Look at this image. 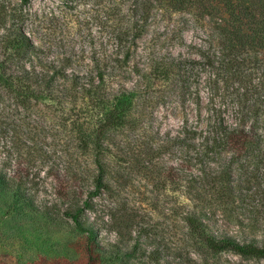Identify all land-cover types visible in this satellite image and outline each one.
Listing matches in <instances>:
<instances>
[{"label":"trees","instance_id":"trees-1","mask_svg":"<svg viewBox=\"0 0 264 264\" xmlns=\"http://www.w3.org/2000/svg\"><path fill=\"white\" fill-rule=\"evenodd\" d=\"M118 1L127 5L125 14L117 26H108L99 49L80 65L72 61L73 55L59 65L33 57L37 48L21 21L7 25L2 19L0 191L9 197L7 211L26 208L46 218L52 210L70 219L90 244L95 242V228L87 223L88 212L102 200L109 227L121 239L114 250L105 249L111 261L134 258L137 250L149 245L147 262L153 264H186L196 253L204 259L221 254L264 259V241H238L217 226L218 216L241 229L264 224V0ZM156 8L207 19L217 47L199 59L158 50L148 58V72L144 66H131L133 51ZM182 29H170L179 44ZM207 71L213 87L222 90L220 99L210 95L211 120L204 127L185 122L173 134L158 138L152 87L158 93L157 106L168 103L183 109ZM195 98L199 105L201 98ZM49 117L69 120L75 132L61 143L73 148L71 183L59 181L57 167L49 165L43 125ZM25 119L34 124L28 131L23 129L29 125ZM9 135L11 142L27 148L26 153L14 150V169V154L6 150ZM154 154L175 156L178 163H158ZM46 166L59 184L53 199L45 200L35 178ZM137 166L155 176L167 170L170 190L181 192L180 202L171 208L181 219L179 234L151 233L154 228L144 223L135 232L139 216L130 180ZM165 182L156 179L154 186L164 188ZM157 196L152 198L154 206ZM49 201L54 203L47 207ZM130 240L135 246L127 244Z\"/></svg>","mask_w":264,"mask_h":264},{"label":"rangeland","instance_id":"rangeland-1","mask_svg":"<svg viewBox=\"0 0 264 264\" xmlns=\"http://www.w3.org/2000/svg\"><path fill=\"white\" fill-rule=\"evenodd\" d=\"M124 8L126 9L127 5L123 7L118 0H31L27 4H21L19 0H0V23L2 19L7 21V25L13 21H21L24 32L37 48L33 57L59 65L63 59L73 55L72 61L80 65L88 63L91 53L99 49V43L110 30L108 26L118 25L121 13L125 14ZM174 25L183 28V44H179V41L171 36L170 29ZM4 32L0 28V35ZM213 32V24L207 19L200 20L197 16L187 14H171L156 8L152 11L149 26L133 51L130 64L144 66L148 72V58L158 50H168L173 54L179 53L199 59L200 55L211 53L214 47H217L212 37ZM36 68L40 69L38 66ZM210 76L209 71L202 74L198 86H193V89L197 88V94L192 95L183 109L168 103L157 106L155 98L158 93L156 87H152L150 101L156 106L152 109V114L155 125L158 126V138L162 139L166 133L173 134L185 122L188 126L197 124L204 127L211 120L210 95L216 94L219 98L222 90L213 87ZM153 82L155 84L156 80L151 79L150 83ZM195 97L201 98L199 105ZM228 104L230 108V100ZM25 120L29 125H25L23 129L28 131L34 124L29 119ZM63 121L50 117L45 119L44 133L49 143V165L52 163L57 167L59 181L68 179L71 183L74 181L70 158L73 148L66 145L62 147L61 143L66 142L75 132L70 129L69 120L65 121L66 123ZM6 142V150L9 149V152L14 154L11 162V169H14L18 166L14 150L18 148L20 152L26 153L27 148L11 142L10 135L7 136ZM1 150L0 148V152ZM151 157L158 163L166 162V165L178 163L177 157L169 154H154ZM46 169L47 166L37 172L35 178L38 193L45 200L53 199L54 187L59 184ZM155 173L149 174L142 166L135 167L131 172L130 185L132 191H135L134 201L137 203L139 216L138 229H135V232L139 230V225L144 223L149 229L154 228L151 233L157 231L170 235L179 234V231H183L181 219L179 214L172 213L171 208L180 202L181 192L170 190L167 170H160L156 176ZM156 179L166 181V187L157 189L154 186ZM155 194L158 195L157 206L152 202ZM8 203V195L0 191V264H153L147 262L150 245L137 250L134 258L122 257L111 261L112 255L106 253L105 249L114 250L113 247L120 245L121 239L109 227L108 213L102 200L97 201L95 211L88 212L87 223H94L93 241L104 250L95 242L88 244L85 233L75 229L70 219L57 215L52 210L45 218L26 208H19L16 212L7 211ZM53 203L49 201L46 206L49 207ZM218 218L217 226L220 230L236 240L254 238L264 241V224L241 229L219 216ZM123 241L125 242V239ZM127 244L130 247L135 246L132 240ZM203 257V254L196 253L188 258L186 264H264V259L241 258L231 254H221L213 259Z\"/></svg>","mask_w":264,"mask_h":264}]
</instances>
